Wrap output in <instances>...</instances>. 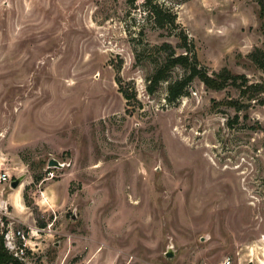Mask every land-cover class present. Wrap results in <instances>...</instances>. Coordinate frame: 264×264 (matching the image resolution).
Masks as SVG:
<instances>
[{
    "label": "rangeland",
    "instance_id": "374dc122",
    "mask_svg": "<svg viewBox=\"0 0 264 264\" xmlns=\"http://www.w3.org/2000/svg\"><path fill=\"white\" fill-rule=\"evenodd\" d=\"M180 30L264 85L254 0H0V234L28 233L24 264H264V91L194 78L169 101L180 66L149 91Z\"/></svg>",
    "mask_w": 264,
    "mask_h": 264
},
{
    "label": "trees",
    "instance_id": "16d2710c",
    "mask_svg": "<svg viewBox=\"0 0 264 264\" xmlns=\"http://www.w3.org/2000/svg\"><path fill=\"white\" fill-rule=\"evenodd\" d=\"M257 4V15L260 21V30L263 35L262 45L256 46L248 54L250 61L258 68L264 72V0H254ZM149 11L151 12L154 21L158 26H163L165 23L176 25V14L170 12L169 10L159 8L157 5L153 4L149 6ZM180 43L177 44L178 47L183 48L182 52H175V49L171 44L164 42L162 47L165 51V57L156 68L155 72L151 75L148 82V90L153 91L155 85L159 81L163 80L167 73L174 67L180 66L184 69L185 73L180 78L172 81L167 87V99L169 101L175 100L180 96L186 86L194 78L198 79L204 84L206 88L219 90L224 87L231 85L239 90L240 97L245 98L247 101L255 99L254 97L264 91V85L261 82H250L247 76L240 73H235L231 71L226 66L221 67L217 71H207V69L200 65L197 57L194 53L193 44L188 40V36L184 30L179 32ZM120 91L123 96L128 101L130 97H133L125 89L120 87ZM134 95V93H133ZM263 103V99L260 100ZM229 105L234 106L236 111L241 109V103L238 100L227 101ZM0 264H24L23 261L19 260L17 257L13 256L4 245L3 235L0 234Z\"/></svg>",
    "mask_w": 264,
    "mask_h": 264
},
{
    "label": "built area",
    "instance_id": "2783aa9c",
    "mask_svg": "<svg viewBox=\"0 0 264 264\" xmlns=\"http://www.w3.org/2000/svg\"><path fill=\"white\" fill-rule=\"evenodd\" d=\"M48 174L50 176L52 175L51 172H48ZM0 181H8V175L5 172H2L0 174ZM27 235L28 233L21 228L15 230L13 228H7V230L3 234L4 245L7 250L13 256L17 257L23 262L26 260L28 249H31V247L28 246ZM254 245L258 246L259 248L264 247V234L260 235L259 238L256 239ZM229 262L230 260L227 257L224 261L221 262V264H228Z\"/></svg>",
    "mask_w": 264,
    "mask_h": 264
},
{
    "label": "water",
    "instance_id": "95a60500",
    "mask_svg": "<svg viewBox=\"0 0 264 264\" xmlns=\"http://www.w3.org/2000/svg\"><path fill=\"white\" fill-rule=\"evenodd\" d=\"M48 167L50 166H62L63 164L58 162L56 159L51 158L48 161ZM21 182V178H16L15 180L11 181L10 186L13 188H16ZM165 255L170 257L172 255V252L170 250V248H168V250L165 252Z\"/></svg>",
    "mask_w": 264,
    "mask_h": 264
},
{
    "label": "crops",
    "instance_id": "0c3cea01",
    "mask_svg": "<svg viewBox=\"0 0 264 264\" xmlns=\"http://www.w3.org/2000/svg\"><path fill=\"white\" fill-rule=\"evenodd\" d=\"M9 194H10L9 197H10L12 203L16 204L17 202H19L18 201L19 194L17 192L14 191V192H11Z\"/></svg>",
    "mask_w": 264,
    "mask_h": 264
}]
</instances>
